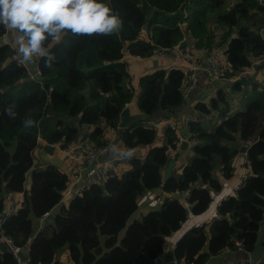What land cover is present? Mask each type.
Here are the masks:
<instances>
[{"label": "trees", "instance_id": "1", "mask_svg": "<svg viewBox=\"0 0 264 264\" xmlns=\"http://www.w3.org/2000/svg\"><path fill=\"white\" fill-rule=\"evenodd\" d=\"M102 2L122 19L119 33L68 32L61 33L60 41L49 36L42 46L54 53L51 67L44 57L36 56L34 64L27 62L30 72L37 67L42 81L30 79L25 67L10 58L15 50L0 42V212L6 196H22L16 213L4 219L3 234L17 246H28L32 264H64L58 260L63 251L73 264L153 263L188 215L208 209L221 190L217 174L232 177L233 160L245 144L248 174L235 194L219 204L217 218L192 227L177 240L175 262L170 264H206L224 250L237 251L236 241L245 251L240 259L246 258L264 221V77L261 82L248 77L249 85L243 89L235 86L234 93L243 91L248 102L233 115L227 114L224 85L207 104H195L196 115L188 122V137L180 150L188 151L189 157L179 175L163 180L164 168L177 158V153L168 155L176 136L165 129L160 137L149 124L168 119L184 105L181 88L187 73L179 67L157 69L142 75L133 92L122 59L126 54L150 58L156 48L171 52L182 41L209 50L225 44L227 78L250 69L264 74V40L258 32L264 26V8L258 0H236L232 5L228 0ZM6 32L0 24V37ZM15 32L18 38L24 35ZM131 102L144 120L120 128V112ZM212 112L221 121L208 130L202 118ZM107 131L124 154L132 153L129 168L121 174L92 181L77 195L63 198L73 171L67 175L52 164L32 169V153L39 141L46 149L58 144L63 149L83 132L89 143L105 147ZM139 148L147 149L143 157L134 154ZM154 189L172 195L126 226L138 208V197ZM100 236L105 237L103 244ZM0 264L16 261L4 250Z\"/></svg>", "mask_w": 264, "mask_h": 264}, {"label": "built area", "instance_id": "2", "mask_svg": "<svg viewBox=\"0 0 264 264\" xmlns=\"http://www.w3.org/2000/svg\"><path fill=\"white\" fill-rule=\"evenodd\" d=\"M236 0H228L229 4L232 5ZM258 3L264 8V0H258ZM259 35L264 40V26L258 28ZM6 33L0 37L1 43H7L14 50L11 42L6 39ZM177 61L172 63L170 67H179L187 73L185 83L181 88V92L184 97L187 98L196 88L200 80V75L205 74L212 80L222 81L226 84V92L230 90V83L237 79L240 73L234 78H227L225 71L221 63L218 62L213 52L207 48L195 49L193 47H186L180 45V43L174 47ZM170 50L156 48L152 52L153 57L168 58ZM12 60H15L18 65L24 66L28 71V76L33 79V75L39 72L35 67L34 72L29 71L28 64L22 62V57L13 51L10 55ZM129 86L133 92L138 89L137 82H134V78L131 73H128ZM126 107V106H125ZM157 134H161L165 129H170L175 133L176 140L174 141V147L168 152L169 157H173L176 153L181 150L183 142H186L187 138H183L180 135L178 125L176 121H172L165 118H158L152 121L150 124ZM113 141H109V144L105 147H98L88 142L83 132L79 135L74 143L70 146L63 148L62 152L70 162L74 164L73 174L68 182L67 188L63 193V198H69L77 195L85 186L90 182L96 181L101 182L108 176H113L115 173V167L118 163L127 162L129 156H126L122 152L116 156L106 158V154L110 151L113 146ZM245 178V176H244ZM22 202L21 194L16 197H7L5 199V206L2 212H0V253L4 250L11 253L16 261V264H32L28 257V246L20 247L13 243L10 236L3 234L2 225L5 217L15 214L19 209ZM237 251L245 253L240 242H235ZM259 261L257 264H260ZM164 258V253H161L153 263L150 264H170ZM192 264V263H187ZM237 264H249L248 254L246 258L239 259Z\"/></svg>", "mask_w": 264, "mask_h": 264}, {"label": "crops", "instance_id": "3", "mask_svg": "<svg viewBox=\"0 0 264 264\" xmlns=\"http://www.w3.org/2000/svg\"><path fill=\"white\" fill-rule=\"evenodd\" d=\"M7 34H6V39H8L12 46L15 48L14 50H17V54L21 56L19 53L18 49V36L16 35L15 30L7 29ZM25 42V41H24ZM26 43V42H25ZM186 45H189L188 48L193 46L190 42H186ZM224 45H220L216 48H213L211 51L213 54L217 57L218 55H222L225 59V56L223 54V49ZM36 56H33V64H34V59ZM122 61L127 65L128 67V73H131L134 82H137L139 78L144 75V74H150L154 72L157 69L160 68H171V64L175 63L177 61L176 59V53L175 50L171 51L169 53L168 58H159V57H150V58H139L135 56H130V55H124ZM27 63V62H26ZM28 64V63H27ZM30 65V64H29ZM223 66V65H222ZM224 67V66H223ZM246 83L245 86H247L248 83V77L249 78H254L256 81H262L264 74L261 70L256 71L253 69H250L246 73ZM226 86L225 83L222 81H216L212 80L211 78L207 77L205 74L200 75V80L198 82V85L196 86L195 90L185 97V102L184 105H182L180 108H178L173 114H170V117L168 118L169 120L176 121L177 125L178 123L182 122V126L179 127V132L180 135L183 138L188 137V122L194 115H196V111L194 110L195 104L198 102H203V103H208V100L212 97L215 96V92L218 88L222 86ZM244 87H241L242 89ZM129 104H133L132 102ZM127 104V105H129ZM126 105V106H127ZM134 105V104H133ZM131 113H139L137 109L133 108V111ZM160 137L162 136L161 134ZM106 138L108 141H111L113 139L112 133L107 131L106 132ZM115 140V136H114ZM113 142L112 148H110V151L106 154V158H110L111 156H116L119 153L122 152L123 147L121 146L120 143H117L116 140ZM39 145L44 146V143L42 141H39ZM159 144V142H158ZM57 154H55L53 157L50 159H47V163L55 165L58 167L60 170L65 172L67 175L70 174L74 170V164L73 162L71 163L70 160L64 156L62 152V148L58 145H56L53 148ZM146 148H139L134 151V154H136L138 157H143V155L146 152ZM185 149L182 151H179L175 156H177L176 160L172 159L174 161V166L169 174L174 176V175H179L181 173L182 167L184 163H186L189 155ZM123 153V152H122ZM190 154V153H189ZM233 166L237 167L236 170H234V173L231 178L229 179H224L219 173L217 174V177L221 183V190L218 193H215L213 195V199L211 204L209 205L208 209L202 213L201 215L198 216H193V215H188V218L186 221L181 225V228L174 234H172L169 238L166 239V247L164 249V258L168 262H175L174 257H173V248L177 240L188 230H190L192 227H198L202 225H207L210 221L213 219L217 218V207L219 204L226 199L228 196L234 195L238 187L240 186L242 182V177L246 176L248 174V168L246 164V156L245 154L239 153L238 156H236L233 160ZM242 166V169L239 168ZM129 168V164L127 162H119L118 165L115 167V173L116 174H121L122 171L126 170ZM166 168V167H165ZM164 168V169H165ZM246 169V170H245ZM164 175V171H163ZM158 193L156 194L157 196L155 197L156 199L161 200V203L164 201V198L170 197L172 194H168L165 192H162L160 189L157 190ZM151 193H146L140 197H143L142 200H140V203L138 204L137 210L134 212L138 213L139 215L143 213L145 210H147L148 207L153 206V204H156L157 202L149 200L148 195ZM9 196V195H8ZM13 196V195H12ZM180 195H178L179 197ZM182 196V195H181ZM138 201V200H137ZM142 205V210L143 212L140 211V207ZM186 206V205H185ZM133 214V215H134ZM137 215V216H139ZM142 217L140 215L139 219ZM138 218H134V220H139ZM133 220V221H134ZM240 252L236 250H224L220 254L211 257L206 264H237L239 259L241 258ZM58 260L60 263L64 264H73L68 258H67V253L63 251L60 253L58 256ZM176 264V263H175Z\"/></svg>", "mask_w": 264, "mask_h": 264}, {"label": "clouds", "instance_id": "4", "mask_svg": "<svg viewBox=\"0 0 264 264\" xmlns=\"http://www.w3.org/2000/svg\"><path fill=\"white\" fill-rule=\"evenodd\" d=\"M0 24L24 34L17 41L23 63L38 56L44 57L45 65L51 67L54 53L46 52L42 46L49 36L60 41L61 33L68 32L112 35L119 33L123 21L102 0H0Z\"/></svg>", "mask_w": 264, "mask_h": 264}, {"label": "rangeland", "instance_id": "5", "mask_svg": "<svg viewBox=\"0 0 264 264\" xmlns=\"http://www.w3.org/2000/svg\"><path fill=\"white\" fill-rule=\"evenodd\" d=\"M225 10H227V9L225 8ZM187 13H188V11L185 10L183 12V17H185L187 15ZM183 26L184 25H182V27ZM141 36L144 38L147 36L146 28H144V30L142 31ZM19 46L20 45L18 44V47ZM224 47H225V44H224ZM224 47H223V49H224ZM216 59L218 60L219 63H221V65H223L225 67L227 66L226 60L224 59V57L222 55H218L216 57ZM250 82H251V79H250ZM248 85H249V82L247 83L246 87H248ZM226 98H227L228 104H229L228 105V113H227L228 115H233L237 110L244 109L247 102H248V98H246L244 96L243 91L239 94H235L234 92H230V93L228 92V94H226ZM202 119H203V125L208 130H212L219 123V121H221L217 112H212L211 114L204 115ZM178 126L181 127L182 122L178 123ZM179 127H178V129H179ZM159 140H160V138L158 136L156 144H158ZM55 154H57V152L54 149H46L45 146L38 145L32 153V157H33L32 169H41V168L45 167L46 165L49 164V163H47V159H50ZM236 168L237 167L233 166L234 170H236ZM239 168L242 169V166H240ZM30 176H31V172H28L26 174L25 185H24L26 189H28L30 186ZM243 178H244V176L242 177V179ZM148 193H151L150 195H148L149 200H151V202L155 201L157 203L153 204V206L148 207L147 210H145V211L142 210V205H141L140 211L141 212L144 211V212L141 213L140 215H144L145 213H147L150 210L158 209L160 204H161V200L155 198L157 196L156 194L158 193V191L156 189L148 191ZM7 197L8 196H6L5 199H7ZM9 197H12V196L9 195ZM142 198L143 197H138V201H137L138 204L140 203V200H142ZM137 215H139V212L135 213L134 215H132L130 217L126 226H128L134 220V218L139 219L140 215L139 216H137ZM123 233H124V230L120 233L119 237H121L123 235ZM99 238H100L101 243L103 244L105 237L100 236Z\"/></svg>", "mask_w": 264, "mask_h": 264}, {"label": "water", "instance_id": "6", "mask_svg": "<svg viewBox=\"0 0 264 264\" xmlns=\"http://www.w3.org/2000/svg\"><path fill=\"white\" fill-rule=\"evenodd\" d=\"M180 45L185 46L186 42L182 41L180 42ZM33 80L42 81L43 77L40 75L39 72H36L33 75ZM245 83H246V74H242L237 79H235L234 81L230 83L229 85L230 90L234 92L236 85H240L241 87H244ZM133 108H134V105L129 104L125 108H123L122 111L120 112V117H119L120 118V121H119L120 128H125L134 122L144 120L143 114L131 113L133 111ZM246 147L247 146L245 144L242 145L239 148V153L245 154ZM173 166H174V161L170 160L169 163L166 165V168L164 169L163 180H165L169 176ZM248 258H249V264H257L259 261L264 259V221L261 224L257 239L254 243L252 250L248 252Z\"/></svg>", "mask_w": 264, "mask_h": 264}]
</instances>
